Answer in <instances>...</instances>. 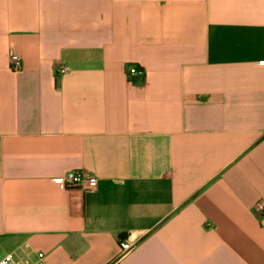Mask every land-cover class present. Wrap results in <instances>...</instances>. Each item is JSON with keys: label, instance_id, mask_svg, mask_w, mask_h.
Wrapping results in <instances>:
<instances>
[{"label": "crops", "instance_id": "0c3cea01", "mask_svg": "<svg viewBox=\"0 0 264 264\" xmlns=\"http://www.w3.org/2000/svg\"><path fill=\"white\" fill-rule=\"evenodd\" d=\"M261 200L264 0H0V258L264 264Z\"/></svg>", "mask_w": 264, "mask_h": 264}, {"label": "built area", "instance_id": "2783aa9c", "mask_svg": "<svg viewBox=\"0 0 264 264\" xmlns=\"http://www.w3.org/2000/svg\"><path fill=\"white\" fill-rule=\"evenodd\" d=\"M10 68L13 72H19L22 70V59L20 56L16 54L12 56ZM56 70L58 74H65L67 72V67L61 65L58 66ZM144 73L145 69L136 63L130 64L126 70V74L129 79H133V77L143 75ZM55 181L65 189L78 187L85 191L94 189L98 184L96 177L87 174L81 169L70 170L64 175L56 177ZM257 208L259 212L264 213V200L258 202ZM134 246L135 243L130 241L129 238H125L120 241L121 253L128 252ZM0 264H45V254L40 252L38 253L36 259L26 263L17 260L11 254H6L0 258Z\"/></svg>", "mask_w": 264, "mask_h": 264}]
</instances>
